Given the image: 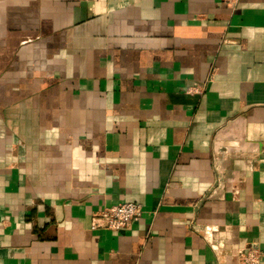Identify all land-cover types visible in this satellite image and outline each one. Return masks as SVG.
<instances>
[{
  "label": "crops",
  "instance_id": "1",
  "mask_svg": "<svg viewBox=\"0 0 264 264\" xmlns=\"http://www.w3.org/2000/svg\"><path fill=\"white\" fill-rule=\"evenodd\" d=\"M122 201L142 217L91 228ZM250 245L264 264V0H0V264H238Z\"/></svg>",
  "mask_w": 264,
  "mask_h": 264
},
{
  "label": "built area",
  "instance_id": "2",
  "mask_svg": "<svg viewBox=\"0 0 264 264\" xmlns=\"http://www.w3.org/2000/svg\"><path fill=\"white\" fill-rule=\"evenodd\" d=\"M232 4H238L240 0H223ZM215 68L212 67L205 82L195 84L187 90L192 92H204L207 84L214 78ZM143 214V206L140 203L133 201H122L117 204L105 207L92 213L91 228L92 229H108L118 231L130 226L132 223L138 221ZM210 246L217 251L224 248V241L222 239H231L232 235L229 230H219L216 226L205 225L198 228ZM238 264H261L263 251L257 245H250L240 247L234 254Z\"/></svg>",
  "mask_w": 264,
  "mask_h": 264
}]
</instances>
